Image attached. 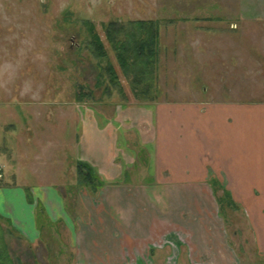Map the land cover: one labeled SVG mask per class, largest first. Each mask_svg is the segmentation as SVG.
<instances>
[{
	"label": "crops",
	"instance_id": "crops-1",
	"mask_svg": "<svg viewBox=\"0 0 264 264\" xmlns=\"http://www.w3.org/2000/svg\"><path fill=\"white\" fill-rule=\"evenodd\" d=\"M235 4L240 16L264 17V0ZM198 97L76 106L74 161L98 174L94 192L76 165L63 188L61 179L19 180L32 173L23 157L21 174H8L1 154L12 177L0 185L8 232L48 252L60 242L53 255L68 251L72 264H264V101ZM71 189L86 217L77 225L65 209Z\"/></svg>",
	"mask_w": 264,
	"mask_h": 264
},
{
	"label": "rangeland",
	"instance_id": "rangeland-1",
	"mask_svg": "<svg viewBox=\"0 0 264 264\" xmlns=\"http://www.w3.org/2000/svg\"><path fill=\"white\" fill-rule=\"evenodd\" d=\"M235 2L0 0V155L6 172L17 171L19 176L23 157L32 173L19 180L61 179L65 188L63 184L75 180L74 154L82 140L76 106L148 99L133 92L131 81L116 65L102 26L109 20L160 18L158 66L149 92L157 95L151 101L197 99L200 93L202 98L264 101V17L240 16ZM182 12L199 17L181 16ZM90 21L119 71L121 86L107 81L102 68L106 57L94 54L88 44ZM8 147L15 155L13 161L7 156ZM2 172L0 168V185L5 178L12 180ZM79 190L87 196L83 186ZM79 192L71 189L65 201L76 225L86 220L85 212L78 210ZM230 210L226 212L222 203V211L240 221V214L236 211L233 218ZM9 225L0 215V245L11 259L5 264H72L68 251L53 255L60 242L48 252L41 244L9 233Z\"/></svg>",
	"mask_w": 264,
	"mask_h": 264
},
{
	"label": "trees",
	"instance_id": "trees-1",
	"mask_svg": "<svg viewBox=\"0 0 264 264\" xmlns=\"http://www.w3.org/2000/svg\"><path fill=\"white\" fill-rule=\"evenodd\" d=\"M160 18H134L126 22L109 20L102 24L105 42L113 52L119 71L127 77L134 93L146 96L154 86V72L158 66ZM90 38L88 44L94 54L106 57L102 68L107 75V81L121 86L119 71L108 58V50L101 34L96 30L93 22H88ZM97 77V82H100ZM154 96H147L153 99ZM124 98H127L124 97ZM77 178L91 192L101 185L98 174L84 161H76ZM39 209V208H38ZM4 245H0V264L10 262Z\"/></svg>",
	"mask_w": 264,
	"mask_h": 264
}]
</instances>
